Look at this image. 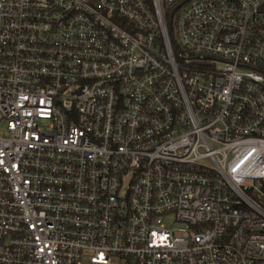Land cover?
Here are the masks:
<instances>
[{"label": "built area", "instance_id": "2783aa9c", "mask_svg": "<svg viewBox=\"0 0 264 264\" xmlns=\"http://www.w3.org/2000/svg\"><path fill=\"white\" fill-rule=\"evenodd\" d=\"M0 264H264V0H0Z\"/></svg>", "mask_w": 264, "mask_h": 264}]
</instances>
